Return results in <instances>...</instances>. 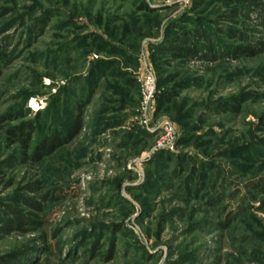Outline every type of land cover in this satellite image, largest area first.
Segmentation results:
<instances>
[{
	"label": "rangeland",
	"instance_id": "1",
	"mask_svg": "<svg viewBox=\"0 0 264 264\" xmlns=\"http://www.w3.org/2000/svg\"><path fill=\"white\" fill-rule=\"evenodd\" d=\"M260 7L0 0V264L11 254L21 264H264V50L235 51L264 45ZM233 13L240 23L222 20ZM199 24L214 36L213 54L167 52ZM220 27L253 37L216 36ZM149 70L157 102L146 126ZM80 115L79 135L37 156ZM27 123L24 147L12 133ZM9 206L42 226L8 234Z\"/></svg>",
	"mask_w": 264,
	"mask_h": 264
},
{
	"label": "trees",
	"instance_id": "2",
	"mask_svg": "<svg viewBox=\"0 0 264 264\" xmlns=\"http://www.w3.org/2000/svg\"><path fill=\"white\" fill-rule=\"evenodd\" d=\"M263 8V10L261 9ZM260 18L262 17V11L264 14V7H260L257 9L259 11ZM248 16V15H247ZM226 22L240 23L237 20L236 14H231L229 17L222 19ZM264 24V22H263ZM264 26V25H263ZM216 36L219 34L227 35L230 38H239L242 41L249 40L253 37V35H249V37L241 34L238 30L225 29L224 27H220L216 32ZM263 42V41H262ZM216 42L214 41V36L211 35V32L207 30L206 27H202L201 24L194 27L190 30H183L177 36L173 37V39L167 45V52L174 56L176 59H193V60H203L207 53L213 54L215 52ZM258 49L259 51L255 50ZM264 45L261 41H258L257 44L253 47H236L235 51L243 56L254 57L259 53L263 52ZM1 77V73H0ZM81 117V115H80ZM82 127V117L81 120L77 118L73 125L68 130V137L65 140L58 139L57 135H53L51 141L43 142L38 146L37 156L46 155L49 153H53L57 147H60L64 143H68L77 135L80 134V130ZM34 132V128L31 124H23L21 127L16 128L12 134L20 141L22 146L29 147V143L32 139V133ZM264 193V183L262 185H258V187ZM24 202L30 209L35 210L40 213L42 211L41 205L37 204L33 199H24ZM8 211L11 212L12 217L7 220H1L4 223L3 230L7 231L9 234V229H14L15 231H19L22 233L28 231H37L40 226H42L41 221H38L37 214L35 212H29L28 214H24L19 208L15 206H9ZM27 226H32V230H27ZM20 257L15 254H11L8 258L4 259L1 264H21L18 263ZM21 261V260H20ZM22 262V261H21Z\"/></svg>",
	"mask_w": 264,
	"mask_h": 264
},
{
	"label": "built area",
	"instance_id": "3",
	"mask_svg": "<svg viewBox=\"0 0 264 264\" xmlns=\"http://www.w3.org/2000/svg\"><path fill=\"white\" fill-rule=\"evenodd\" d=\"M172 1V0H170ZM174 1V0H173ZM142 103H141V114L144 117V125H149V113L153 110V108L156 107V91H157V84H156V78L151 70L148 71L147 74L144 75L142 79ZM160 126L165 129L167 138H172V133L174 132V129H172V126L164 121L160 124Z\"/></svg>",
	"mask_w": 264,
	"mask_h": 264
}]
</instances>
